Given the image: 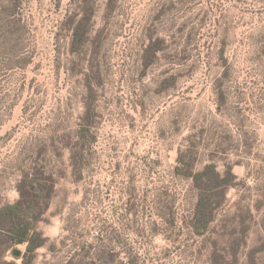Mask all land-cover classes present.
Segmentation results:
<instances>
[{
  "label": "rangeland",
  "instance_id": "374dc122",
  "mask_svg": "<svg viewBox=\"0 0 264 264\" xmlns=\"http://www.w3.org/2000/svg\"><path fill=\"white\" fill-rule=\"evenodd\" d=\"M179 158L235 176L204 236ZM23 196L33 264H264V0H0V210Z\"/></svg>",
  "mask_w": 264,
  "mask_h": 264
},
{
  "label": "trees",
  "instance_id": "16d2710c",
  "mask_svg": "<svg viewBox=\"0 0 264 264\" xmlns=\"http://www.w3.org/2000/svg\"><path fill=\"white\" fill-rule=\"evenodd\" d=\"M183 164L182 159L179 158L176 173L192 178L194 187L198 191V201L196 203L192 223L193 232L198 236H204L208 233L210 224L214 221V214L221 207L228 189L233 185L235 176L230 168L221 174L217 171L215 165L212 164L207 165L203 171L192 174L190 172H184L182 168ZM186 166L189 165L187 164ZM38 181L39 180L35 177L30 181V184ZM211 188L212 190L214 188V191L218 189V193L216 192L212 196L208 195ZM25 204L26 201L23 196L15 205L2 208L0 210V217L3 216L7 218L10 224H12L13 240L18 243H28L27 254L25 256L28 258L29 264H33L34 252L37 248L43 246L45 242L44 240H40L38 235H33L28 240L24 238L25 235L29 234L30 225L27 220L34 216L31 211L25 210ZM30 208L31 207H29V209Z\"/></svg>",
  "mask_w": 264,
  "mask_h": 264
},
{
  "label": "water",
  "instance_id": "95a60500",
  "mask_svg": "<svg viewBox=\"0 0 264 264\" xmlns=\"http://www.w3.org/2000/svg\"><path fill=\"white\" fill-rule=\"evenodd\" d=\"M24 238H26V237L24 236ZM13 254H14V256H16V257H21V252L18 251V250H15V251L13 252Z\"/></svg>",
  "mask_w": 264,
  "mask_h": 264
}]
</instances>
